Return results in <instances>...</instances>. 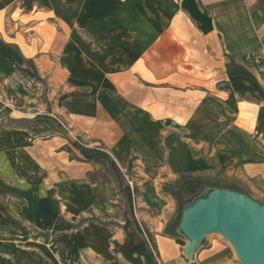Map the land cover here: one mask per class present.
<instances>
[{
	"label": "crops",
	"instance_id": "obj_1",
	"mask_svg": "<svg viewBox=\"0 0 264 264\" xmlns=\"http://www.w3.org/2000/svg\"><path fill=\"white\" fill-rule=\"evenodd\" d=\"M30 64L49 79L54 112L86 148L103 146L130 172L138 193L118 227L89 222L60 237L62 254L80 264H239L212 236L188 261L174 236L182 179L264 205V0H0V100L22 103V119L33 125H0V166L30 164L31 149L57 150L56 160L68 164L64 181H80L92 163L73 164L59 127L34 128L30 106L42 91ZM59 68L67 75L58 86ZM43 132L51 139L38 147ZM11 181L30 214L29 172ZM89 186L88 200L70 209L114 219L104 200L114 197L112 186ZM51 188L43 191L74 196L68 183Z\"/></svg>",
	"mask_w": 264,
	"mask_h": 264
},
{
	"label": "rangeland",
	"instance_id": "obj_2",
	"mask_svg": "<svg viewBox=\"0 0 264 264\" xmlns=\"http://www.w3.org/2000/svg\"><path fill=\"white\" fill-rule=\"evenodd\" d=\"M248 62H256L255 58L248 59ZM49 75L51 70L48 71ZM67 75L66 71L60 68L53 75V82L56 85L62 83V76ZM30 79L36 84L40 85L42 94L39 96L38 103L30 106V118L39 123L35 124L34 128L43 129L42 125L50 126L51 128L59 127L54 115L58 116L53 110V97L49 98V93H52V88L49 79H42L37 70L30 64ZM53 96V95H52ZM56 97V94H55ZM0 100V108L4 110V114L0 116V125L7 126H23L31 125L30 121H24L26 118L25 108L22 103H14V107L5 106L6 102ZM9 109L17 114V117H9ZM31 115H36L32 117ZM40 119H36L37 116ZM15 116V115H14ZM20 118V119H19ZM31 121V122H34ZM36 123V122H35ZM60 128V127H59ZM61 129V128H60ZM60 137L66 139V147L64 151L69 153L75 166H80L81 161H84L82 154H76L79 150L74 146L73 142L66 132L61 129ZM51 139V134L43 132L40 136H35L36 146L43 147L44 142ZM83 141V140H82ZM32 143L30 142V146ZM103 152V146L98 145ZM38 149V148H37ZM35 150V153L30 150V164L27 165H11L0 166V264H80L75 254L64 255L60 252V237L64 235L72 236L80 233L82 227L89 222H97L99 225L115 228L120 225V219L131 212L133 208L134 197L138 193L132 190L128 183L131 179L130 172H123L118 166L113 168L109 162L92 163L87 175L80 181H64V174L68 164L61 163L56 160V151L50 150L48 155L43 151L40 153ZM84 158V159H83ZM28 172L30 174V214L25 198H18L12 194L8 189L10 187L11 179L27 178ZM50 172L51 180L44 183L43 175ZM128 175L130 178H127ZM4 179V180H3ZM133 181V180H132ZM10 182V183H9ZM134 182V181H133ZM60 183H68L72 187L71 193L74 196H69L64 200L63 196L50 193L48 189L51 186L59 185ZM111 185L114 189V197H104L105 203L113 204L115 208V218L108 220L96 214L93 209L87 208L86 212L77 214L70 205H83L85 200H88L84 187H90V184ZM206 182L185 178L180 180L179 192V219L181 218L183 206L194 200L197 195H191L192 190H197L202 194ZM4 186V187H3ZM136 189V183L134 182ZM94 188V187H93ZM51 190H54L51 188ZM135 194V196H134ZM134 196V197H133ZM69 201V202H67ZM70 210V211H69ZM178 221L180 222V220ZM170 231H174L171 228ZM172 233V232H171ZM217 238L220 242L231 251L233 250L229 242H227L220 235H210ZM206 237V238H212ZM175 240L183 248L186 246V240L180 236L175 237ZM204 239V243L207 239ZM200 248V247H199ZM83 264H97L92 261L84 262ZM101 264V263H100ZM103 264V263H102ZM108 264V263H107Z\"/></svg>",
	"mask_w": 264,
	"mask_h": 264
},
{
	"label": "water",
	"instance_id": "obj_3",
	"mask_svg": "<svg viewBox=\"0 0 264 264\" xmlns=\"http://www.w3.org/2000/svg\"><path fill=\"white\" fill-rule=\"evenodd\" d=\"M176 234L186 240L188 261L206 237L216 234L230 243L239 264H264V205L239 190L204 187L183 207Z\"/></svg>",
	"mask_w": 264,
	"mask_h": 264
},
{
	"label": "trees",
	"instance_id": "obj_4",
	"mask_svg": "<svg viewBox=\"0 0 264 264\" xmlns=\"http://www.w3.org/2000/svg\"><path fill=\"white\" fill-rule=\"evenodd\" d=\"M74 146L76 147L77 150L84 156V158L89 161V162H95V163H102L104 161L109 162L113 168H116L115 162L112 160V158L106 153L103 152V150L99 148H86L80 144L75 143ZM199 191L192 190L191 195H199ZM179 198V196H178ZM182 207H184L182 205ZM180 220V219H179ZM179 223V221H178ZM178 243L181 244V242L178 241Z\"/></svg>",
	"mask_w": 264,
	"mask_h": 264
},
{
	"label": "built area",
	"instance_id": "obj_5",
	"mask_svg": "<svg viewBox=\"0 0 264 264\" xmlns=\"http://www.w3.org/2000/svg\"><path fill=\"white\" fill-rule=\"evenodd\" d=\"M54 117V119L57 121V123H58V125H59V127L64 131V132H66V134H67V136H69L70 137V139L73 141V142H75V143H77V144H80V145H82V146H84V147H86V144L82 141V138L80 137V136H78L75 132H74V130H73V128H71L60 116L58 117V116H53ZM128 183H129V185H130V187L132 188V190H134V188H135V186H134V182L132 181V180H130V179H128Z\"/></svg>",
	"mask_w": 264,
	"mask_h": 264
}]
</instances>
